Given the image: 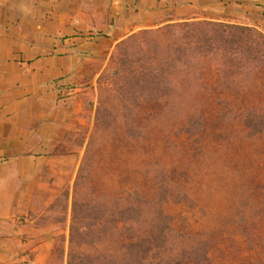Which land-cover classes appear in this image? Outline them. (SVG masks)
Returning <instances> with one entry per match:
<instances>
[{"label":"rangeland","instance_id":"374dc122","mask_svg":"<svg viewBox=\"0 0 264 264\" xmlns=\"http://www.w3.org/2000/svg\"><path fill=\"white\" fill-rule=\"evenodd\" d=\"M240 37L211 54L112 48L70 132L73 184L42 218L50 264H120L159 231L154 262L264 264V42ZM128 205L140 214L122 220Z\"/></svg>","mask_w":264,"mask_h":264},{"label":"crops","instance_id":"0c3cea01","mask_svg":"<svg viewBox=\"0 0 264 264\" xmlns=\"http://www.w3.org/2000/svg\"><path fill=\"white\" fill-rule=\"evenodd\" d=\"M188 20L264 33V0H0V264H50L42 218L73 184L70 132L101 62L133 33Z\"/></svg>","mask_w":264,"mask_h":264},{"label":"trees","instance_id":"16d2710c","mask_svg":"<svg viewBox=\"0 0 264 264\" xmlns=\"http://www.w3.org/2000/svg\"><path fill=\"white\" fill-rule=\"evenodd\" d=\"M230 30L236 32L240 36H245L251 43L264 42V34L258 31L241 25L217 23L206 20H188L174 23H167L155 29H144L136 33H133L123 40L119 41L116 45L118 49L125 51L127 46L132 42H149L153 45L154 49L168 52L172 47L180 52L187 51H199L203 54L213 53V48L221 42H230L227 36L230 34ZM138 201L143 206L145 201L142 197H138ZM136 206L128 205L124 207L122 212H119L122 220L136 219L140 210ZM73 231V226L70 233ZM161 232L153 234L152 232L147 236L132 241L127 245L126 256L120 262V264H180L184 259V254L173 259H158L157 262L153 261V258L159 254L161 250L162 241ZM72 241V238H71ZM79 261V260H78ZM68 264H79L71 263Z\"/></svg>","mask_w":264,"mask_h":264}]
</instances>
